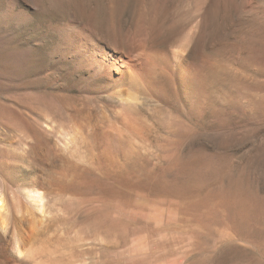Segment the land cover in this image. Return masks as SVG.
<instances>
[{"label":"rangeland","instance_id":"1","mask_svg":"<svg viewBox=\"0 0 264 264\" xmlns=\"http://www.w3.org/2000/svg\"><path fill=\"white\" fill-rule=\"evenodd\" d=\"M0 196L48 263L264 264V0H0Z\"/></svg>","mask_w":264,"mask_h":264},{"label":"bare ground","instance_id":"2","mask_svg":"<svg viewBox=\"0 0 264 264\" xmlns=\"http://www.w3.org/2000/svg\"><path fill=\"white\" fill-rule=\"evenodd\" d=\"M109 56L112 59V62L114 65L119 64V68L123 67V69L120 70V77H119L120 80L119 81H121L123 84H128V85L133 84L132 83L133 75H131V72H130V64L127 63L126 61H124V56H122L120 54H114V53L109 54ZM174 57L177 58L178 57L177 54H174ZM179 60H181V58ZM197 78L198 77H196V78L193 77V79H191L193 81H191L190 79L189 80L191 82L195 83L194 87L196 86V89H198V92H199L200 91L199 89L201 87L197 84L198 83ZM147 81L149 82L148 83L149 85L152 84L155 88L159 86L158 84H156L157 83L156 81L151 79V77H148ZM184 81H185V84H186V82L188 84V79H187V81L184 79ZM187 91H189V90H187ZM126 96H127L126 97L127 99L130 98L129 93H127ZM29 193H30V191H29ZM37 198H38L37 201L39 204V202H40L39 195ZM34 208H35V206H34ZM22 210L23 209H21V208L18 209L17 213L18 214L22 213V216L27 215L28 220H26V222L23 224L26 226L25 227L22 226L21 219L17 220L16 222H12V224L10 225L9 215H8V210H7V204L5 202V197L0 196V232L3 234L8 233V235L11 237V243H12L11 249L17 257L22 258V259H27L31 262V264H52L51 262L50 263H48V262L50 261L49 259L52 256L53 251H56V249H57V244H58L57 241L54 240L51 235H49V232H48L49 230H44L42 220L36 218L34 216L35 213H33L28 208H25L26 211L24 210L25 211V212L23 211L24 213L22 212ZM24 217H26V216H24ZM58 246L60 247V245H58ZM44 258H46V259H44Z\"/></svg>","mask_w":264,"mask_h":264}]
</instances>
